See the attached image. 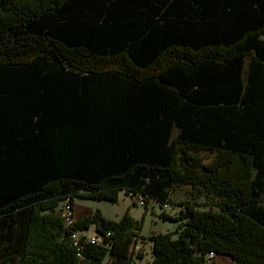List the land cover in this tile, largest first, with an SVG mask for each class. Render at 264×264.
I'll return each instance as SVG.
<instances>
[{
    "label": "trees",
    "instance_id": "trees-1",
    "mask_svg": "<svg viewBox=\"0 0 264 264\" xmlns=\"http://www.w3.org/2000/svg\"><path fill=\"white\" fill-rule=\"evenodd\" d=\"M184 185L217 208L163 213L173 233L98 209L64 223L67 199L124 193L147 212ZM14 218L19 264H75L71 235L91 228L86 264H133L143 240L151 264H264V0H0V221Z\"/></svg>",
    "mask_w": 264,
    "mask_h": 264
},
{
    "label": "rangeland",
    "instance_id": "rangeland-1",
    "mask_svg": "<svg viewBox=\"0 0 264 264\" xmlns=\"http://www.w3.org/2000/svg\"><path fill=\"white\" fill-rule=\"evenodd\" d=\"M177 132H174L176 137ZM204 157L205 164H209L215 155L213 154H201ZM211 163V162H210ZM202 193H198L189 185H184L177 187L174 190H171L169 204L164 206H157V204L150 203L148 205L149 210L146 212L145 203L142 206L140 203L139 197L127 196L124 193H121L120 200L117 204H111V202H98L96 200H86V199H77L76 205L78 212L82 214L90 213L91 211H96L97 209L102 211L105 218L110 219L111 221H119L126 213L136 219H144V231L142 236L148 238L149 236L156 234H166L168 232H174L180 223H174L172 221H163L162 214L171 216L172 218H177L184 211V205H193L197 206L199 209L206 208H217L216 200L209 198ZM76 218V217H75ZM95 230L94 228L92 229ZM152 243L143 240L138 244L137 249H135V258L133 264H151L152 263ZM143 257L142 259L137 257L139 254ZM215 261V259H214ZM107 264V263H106ZM216 264H232L230 258H216Z\"/></svg>",
    "mask_w": 264,
    "mask_h": 264
},
{
    "label": "crops",
    "instance_id": "crops-1",
    "mask_svg": "<svg viewBox=\"0 0 264 264\" xmlns=\"http://www.w3.org/2000/svg\"><path fill=\"white\" fill-rule=\"evenodd\" d=\"M74 207L76 218L89 216L92 213L91 211L81 215L77 210L76 202ZM21 222L19 218H14L13 221H0V261L14 258L15 260L10 264H19L18 258L24 251L27 230L25 225H21Z\"/></svg>",
    "mask_w": 264,
    "mask_h": 264
},
{
    "label": "built area",
    "instance_id": "built-area-1",
    "mask_svg": "<svg viewBox=\"0 0 264 264\" xmlns=\"http://www.w3.org/2000/svg\"><path fill=\"white\" fill-rule=\"evenodd\" d=\"M140 199V203L142 206L144 205L145 201L142 198V196H138ZM71 199H67L66 201H62L61 203V211L63 214V219L65 226L71 227L75 221V212H74V207L73 204L71 203ZM160 206V205H157ZM166 207V205L164 206ZM91 228L87 232H75L71 235V238L73 240L74 246L77 250L76 252V258L77 262L75 264H86L87 259L84 255V248H86L87 245H94L98 246L101 244V239L96 235L95 230H92ZM109 235V234H108ZM215 259L214 253H210L208 256V261L209 264L212 263V261Z\"/></svg>",
    "mask_w": 264,
    "mask_h": 264
}]
</instances>
